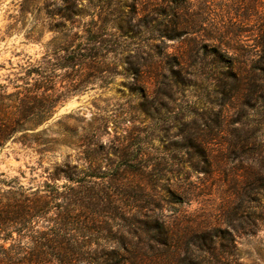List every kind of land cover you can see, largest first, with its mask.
<instances>
[{
	"label": "rangeland",
	"instance_id": "obj_1",
	"mask_svg": "<svg viewBox=\"0 0 264 264\" xmlns=\"http://www.w3.org/2000/svg\"><path fill=\"white\" fill-rule=\"evenodd\" d=\"M263 34L264 0H0V94L38 69L62 95L36 130L49 151L0 149V201L54 202L13 238L52 235L65 188L82 179L97 206L62 234L88 254L65 264H192L193 234L225 230L244 184L227 145L242 107L226 103L232 70L214 52L252 59ZM95 45L99 66L89 64ZM246 233L236 235L243 262L264 249V223Z\"/></svg>",
	"mask_w": 264,
	"mask_h": 264
},
{
	"label": "trees",
	"instance_id": "obj_2",
	"mask_svg": "<svg viewBox=\"0 0 264 264\" xmlns=\"http://www.w3.org/2000/svg\"><path fill=\"white\" fill-rule=\"evenodd\" d=\"M173 3L182 6L186 0H173ZM258 44L260 53L252 59L214 52L213 63L221 69L232 70L230 90L223 93L226 103L234 110L242 107L241 118L235 114L230 123L227 145L229 154L239 161L244 184L235 190L238 202L227 212L225 230L211 229L193 234L190 239L194 247L192 264H264V249H258L252 259L243 262L236 243L238 232L254 236L264 223V34ZM97 49H100L97 45L89 49L91 66L101 65L97 62ZM72 60L73 67L82 63L77 58ZM27 73L28 76L36 74L38 78L16 87L12 93L0 94V149L9 141H17L27 147L35 143L41 148L38 151L45 153L50 149L49 142L36 130L54 114L62 95L56 94L52 81L41 77L38 69ZM217 82L221 87L222 81L218 79ZM81 181H76V188H65L70 193L63 197L62 205H58L53 234H37L28 246L22 245L21 240L16 241L13 233L20 236L24 230H34V224L47 219L54 202L47 196L31 203L0 201V264H54L55 260L65 264L72 262L74 257L88 254L83 252L84 246L74 236L62 234L64 229L79 224L72 216L75 212L97 206L91 196H86L88 191L78 184ZM47 187L50 188L48 194L55 198L59 195L55 187Z\"/></svg>",
	"mask_w": 264,
	"mask_h": 264
}]
</instances>
